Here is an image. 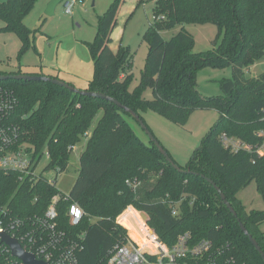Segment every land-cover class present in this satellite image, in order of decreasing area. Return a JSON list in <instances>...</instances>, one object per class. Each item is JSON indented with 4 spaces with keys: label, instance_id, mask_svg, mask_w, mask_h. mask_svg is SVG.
I'll list each match as a JSON object with an SVG mask.
<instances>
[{
    "label": "trees",
    "instance_id": "16d2710c",
    "mask_svg": "<svg viewBox=\"0 0 264 264\" xmlns=\"http://www.w3.org/2000/svg\"><path fill=\"white\" fill-rule=\"evenodd\" d=\"M35 2L0 0L3 29L18 34L24 50L31 44L24 19ZM119 5V0L114 1L99 16L96 40L89 44L95 73L86 90L104 92L137 113L153 110L176 125H186L197 109H216L221 116L185 166L179 164L188 170L183 172L166 161L151 140L147 145L140 139L128 119L131 115L116 104L43 80H0L19 102L13 118L20 128V143L37 155L48 153L49 168L68 169L71 146L89 133L102 111L88 134L69 198L58 203L61 227L69 232L86 231L79 264L97 262L122 241L123 230L114 220L129 204L151 214L150 223L169 244L175 243L181 232L191 231L195 240L210 238L226 246L237 264H264L219 192L202 176L212 178L225 193L264 251V231L260 228L264 210L248 211L238 198L242 188L253 181L264 197V153L257 152L262 144L257 133L264 129V72L254 77L245 72L264 60V0H155L153 22L143 34L148 42L146 69L134 91L129 88L134 56L130 46L120 44L116 51L111 47ZM191 23L218 27L219 36L207 53L194 51L195 37L184 26L171 39L162 35L163 30L177 24ZM208 66L233 67V77L222 82L223 95L204 97L199 92L197 73ZM21 73L25 72L0 70V75ZM147 89L152 90L151 99L144 96ZM225 133L243 139L254 149L233 151L222 141ZM0 180L1 202H12L21 216L41 214L60 191L57 185L41 182L40 188H27L24 196L13 177L2 175ZM135 180L137 187H133ZM211 191L216 193L213 198ZM71 202L86 212L78 227L69 223ZM137 236L145 244L151 240L145 228L142 234L137 231Z\"/></svg>",
    "mask_w": 264,
    "mask_h": 264
},
{
    "label": "rangeland",
    "instance_id": "374dc122",
    "mask_svg": "<svg viewBox=\"0 0 264 264\" xmlns=\"http://www.w3.org/2000/svg\"><path fill=\"white\" fill-rule=\"evenodd\" d=\"M4 1V0H2ZM51 0H36L34 7L25 17L24 22L29 28L30 46L24 50L23 41L18 34L4 30V22L0 19V70L23 71L28 74L40 72H57L65 82L84 90L88 82L93 78L94 59L89 44L95 42L98 33L99 16L105 14L110 5L116 0H80L74 14L65 13L64 0L56 7V12L49 16L46 7ZM117 24L112 33L111 47L116 50L120 44L131 48L133 56L132 77L130 91H134L139 85L141 73L146 69L145 62L148 54V42L143 34L153 22L155 12V0H119ZM184 26L195 37L194 51L207 53L214 45V40L219 36L218 27L213 23L175 25L174 28L163 30L162 35L171 39ZM223 36V35H222ZM222 36L219 40L222 39ZM247 76H258L264 72V60L254 64L246 70ZM233 77V67L227 66L215 68L208 66L197 73L198 90L204 97L223 95L222 82ZM145 97L151 99L152 90L147 89ZM102 111L92 124L89 134L96 127ZM143 121L153 133L161 145L167 149L173 160L183 167L195 150L201 145L202 139L211 129L210 127L220 119V112L216 109H197L193 111L186 125H176L163 115L153 110L139 111ZM131 126L145 144H150L149 134L140 123L131 115L128 117ZM89 135L83 136L72 151L71 161L66 171H47V174L55 179L57 187L63 193H69L77 180L80 168V156L86 149ZM48 163V157L44 155L40 160V168ZM216 193L211 191V197ZM238 198L246 205L248 211L264 210V197L257 188L255 181L251 182L238 193ZM141 210L143 220L154 230L150 223L151 214L138 208L135 204L125 206L118 215L128 207ZM118 215L115 219L118 218ZM95 220V218H94ZM264 231V222L260 225ZM156 231V230H155Z\"/></svg>",
    "mask_w": 264,
    "mask_h": 264
},
{
    "label": "built area",
    "instance_id": "2783aa9c",
    "mask_svg": "<svg viewBox=\"0 0 264 264\" xmlns=\"http://www.w3.org/2000/svg\"><path fill=\"white\" fill-rule=\"evenodd\" d=\"M79 1L64 0L65 13L73 15ZM18 105L13 91L0 85V177H13L20 184L19 194L25 196L27 188H40L41 182L56 186L57 176L52 179L47 171L60 173V170L48 165L40 168L43 155H37L35 150L20 143V128L13 118ZM257 135L262 138L257 152L263 154L264 129ZM222 141L233 151L254 149L252 144L230 137L227 133L222 135ZM45 155L49 159V154ZM133 183V187H137L139 182L135 180ZM68 198V193L59 191L41 214L24 216L14 211L12 202L5 204L0 200V264H23L20 258L12 254L1 234L16 238L25 251L47 264H79L78 255L85 247L86 231L69 232L61 227L59 221L58 203ZM67 210L70 225L80 226L86 216L85 210L77 202H71ZM177 213L178 209L174 208L173 214ZM114 222L123 230L122 241L108 249L105 256L93 264H237L236 259L228 254L226 246L210 238L195 240L191 231L181 232L173 244L165 242L143 220L141 210L133 206L121 212ZM144 228L151 239L146 244L137 236V231L142 234Z\"/></svg>",
    "mask_w": 264,
    "mask_h": 264
},
{
    "label": "water",
    "instance_id": "95a60500",
    "mask_svg": "<svg viewBox=\"0 0 264 264\" xmlns=\"http://www.w3.org/2000/svg\"><path fill=\"white\" fill-rule=\"evenodd\" d=\"M63 0H51L46 9V14L51 16L56 12V7L62 2ZM14 78V79H29V80H43L47 82H51L54 84H57L59 86L65 87L67 89H70L72 92L80 94V95H88V96H94L97 98H102L105 100H108L114 104H116L119 108H121L123 111L127 112L129 115H132L142 126L144 130L149 134L150 140L154 143V145L157 146L161 154L165 157L166 161H168L176 170L178 171H183V172H188V170H185L182 168L169 154L167 149L164 147V145H161L160 142L156 139V137L153 135L151 130L148 129L146 126L145 122L143 121L141 115L137 113L134 109L127 107L124 105L120 100L111 97L110 95L104 93V92H94L91 90H81L77 88L75 85H72L71 83H67L64 80L57 78V77H51L48 75H32V74H26V73H21V74H6V75H0V80H5L6 78ZM210 184L214 186V188L219 192L220 197L225 205H227L230 209V211L233 213V215L236 217L237 221L240 223V227L242 231H244L245 235H247L255 247L256 251L260 252L263 260H264V251L261 248V245L258 243L257 239L249 232L247 226L245 225L244 222L240 221L238 218L237 212L234 208V206L230 203V201L226 198L225 193L219 188V186L214 182V180L211 178L206 177L205 175H202ZM2 240L6 242L10 249L12 250V254L16 256L17 258H20L23 262V264H47L44 260H39L37 257L34 256L33 253L29 251H25L18 242L16 238L9 237L7 234H1Z\"/></svg>",
    "mask_w": 264,
    "mask_h": 264
},
{
    "label": "crops",
    "instance_id": "0c3cea01",
    "mask_svg": "<svg viewBox=\"0 0 264 264\" xmlns=\"http://www.w3.org/2000/svg\"><path fill=\"white\" fill-rule=\"evenodd\" d=\"M112 49H113V48H112ZM117 49H118V48H117ZM117 49H116V50H117ZM116 50H115V51H116ZM5 72H6V71H5ZM40 73H43V74L48 75V76H57V77H60V78H61V75H60L59 73L55 72V71H54L53 73H52V72H40ZM88 134H89V133H88Z\"/></svg>",
    "mask_w": 264,
    "mask_h": 264
}]
</instances>
